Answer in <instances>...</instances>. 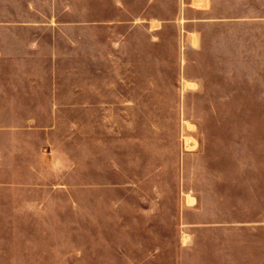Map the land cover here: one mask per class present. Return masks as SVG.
Masks as SVG:
<instances>
[{"label":"rangeland","instance_id":"374dc122","mask_svg":"<svg viewBox=\"0 0 264 264\" xmlns=\"http://www.w3.org/2000/svg\"><path fill=\"white\" fill-rule=\"evenodd\" d=\"M206 1L0 0V264H264V0Z\"/></svg>","mask_w":264,"mask_h":264},{"label":"crops","instance_id":"0c3cea01","mask_svg":"<svg viewBox=\"0 0 264 264\" xmlns=\"http://www.w3.org/2000/svg\"><path fill=\"white\" fill-rule=\"evenodd\" d=\"M206 0H183L182 2V11H181V18L182 21V27H185V23L188 22H194V23H201L208 21L207 18L203 17H187L185 16V11L189 7H196L201 8L202 6H207ZM201 39V32L198 30H186L185 38H184V44L187 48H196Z\"/></svg>","mask_w":264,"mask_h":264}]
</instances>
